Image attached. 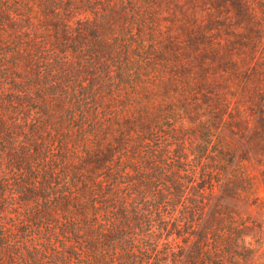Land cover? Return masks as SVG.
Instances as JSON below:
<instances>
[{"label": "trees", "instance_id": "16d2710c", "mask_svg": "<svg viewBox=\"0 0 264 264\" xmlns=\"http://www.w3.org/2000/svg\"><path fill=\"white\" fill-rule=\"evenodd\" d=\"M263 85L264 0H0V264H255Z\"/></svg>", "mask_w": 264, "mask_h": 264}, {"label": "rangeland", "instance_id": "374dc122", "mask_svg": "<svg viewBox=\"0 0 264 264\" xmlns=\"http://www.w3.org/2000/svg\"><path fill=\"white\" fill-rule=\"evenodd\" d=\"M208 12V11H205ZM264 88V85L261 87ZM251 113V115H250ZM248 130L254 126V112L248 111ZM232 147L235 152H240L247 156L245 161V168L248 170L250 177H252L255 186V196L251 197L252 191H240L238 198L227 199L222 196V189L226 182V177L221 176L217 182L213 184V188L208 195L206 210L209 211L213 205L221 202V204L229 203L230 206L236 207L241 213L247 217L246 225L248 228L245 230L249 233V236L245 238L246 242H250L253 246L259 245L254 257L253 263L258 264L264 260V175L262 174V168L256 162V158L253 157L250 151V146L244 141V137L237 136L232 140ZM255 202V205H251ZM200 226L196 225V229ZM196 240L194 233L188 234L184 239V243L180 242L183 246L185 253L191 251V248Z\"/></svg>", "mask_w": 264, "mask_h": 264}]
</instances>
